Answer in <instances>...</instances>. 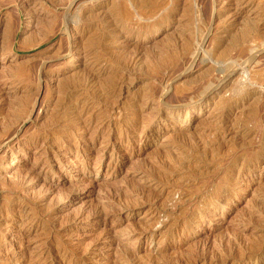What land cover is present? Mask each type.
I'll return each instance as SVG.
<instances>
[{
    "label": "rangeland",
    "instance_id": "374dc122",
    "mask_svg": "<svg viewBox=\"0 0 264 264\" xmlns=\"http://www.w3.org/2000/svg\"><path fill=\"white\" fill-rule=\"evenodd\" d=\"M262 42L264 0H0V264H264Z\"/></svg>",
    "mask_w": 264,
    "mask_h": 264
},
{
    "label": "bare ground",
    "instance_id": "6f19581e",
    "mask_svg": "<svg viewBox=\"0 0 264 264\" xmlns=\"http://www.w3.org/2000/svg\"><path fill=\"white\" fill-rule=\"evenodd\" d=\"M134 3V2H133ZM144 3H142V5H143ZM249 21V20H248ZM249 29V28H248ZM199 30V29H198ZM208 30V29H207ZM239 31V30H238ZM241 34V33H240ZM243 36H244V34H243ZM262 37V36H261ZM232 38V37H231ZM239 38V37H238ZM238 38H237V40H238ZM242 39V38H241ZM262 39H263V37H262ZM236 40V39H235ZM240 41V40H239ZM238 42V41H237ZM262 43H264V42H262ZM231 44V43H230ZM228 48H231V47H228ZM223 49V48H222ZM221 49V50H222ZM222 53V52H221ZM227 54V53H226ZM221 55V54H220ZM250 57V56H249ZM214 59H216V58H214ZM247 59V58H246ZM236 63V62H235ZM217 64V63H216ZM225 64V63H224ZM232 64V63H231ZM214 69V68H213ZM222 70V69H221ZM112 76V75H111ZM122 76V75H121ZM116 77V76H115ZM120 79V78H119ZM118 80V79H117ZM110 81V80H109ZM111 82V81H110ZM204 89V88H203ZM207 89H208V87H207ZM207 89H206V91H207ZM200 90V89H199ZM204 91V90H203ZM205 91V92H206ZM115 92V91H114ZM118 93H119V91H118ZM200 93H202V92H200ZM207 93V92H206ZM203 95V94H202ZM201 95V96H202ZM107 98V97H106ZM131 98V97H130ZM127 103V102H126ZM125 105V104H124ZM127 105V104H126ZM144 106V105H143ZM121 107V106H120ZM117 110V109H116ZM124 110V109H123ZM125 111V110H124ZM123 112V111H122ZM134 113V112H133ZM141 115V114H140ZM125 116V115H124ZM150 116V115H149ZM151 117V116H150ZM119 118V117H118ZM138 119V118H137ZM147 119V118H146ZM145 120V119H144ZM111 122V121H110ZM145 122V121H144ZM143 122V123H144ZM148 122V121H147ZM131 129V128H130ZM130 131V130H129ZM123 132V131H122ZM108 139V138H107ZM163 160V159H162ZM179 161V160H178ZM170 169V168H169ZM243 188V187H242ZM253 217V216H252ZM252 224V223H251ZM242 238V237H241ZM259 243V242H258ZM130 255V254H129ZM158 256V255H157ZM155 257V256H154ZM232 258V257H231ZM162 259V258H161ZM204 259V258H203ZM153 261V260H152ZM157 261V260H156ZM153 262H155V260L153 261ZM164 263V262H163ZM222 263V262H221ZM219 264V263H218Z\"/></svg>",
    "mask_w": 264,
    "mask_h": 264
}]
</instances>
